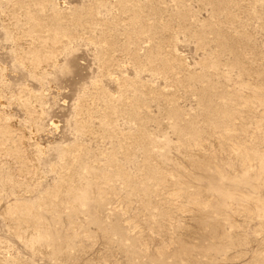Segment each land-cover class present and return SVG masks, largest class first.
Returning a JSON list of instances; mask_svg holds the SVG:
<instances>
[{"label":"rangeland","instance_id":"obj_1","mask_svg":"<svg viewBox=\"0 0 264 264\" xmlns=\"http://www.w3.org/2000/svg\"><path fill=\"white\" fill-rule=\"evenodd\" d=\"M0 264H264V0H0Z\"/></svg>","mask_w":264,"mask_h":264}]
</instances>
